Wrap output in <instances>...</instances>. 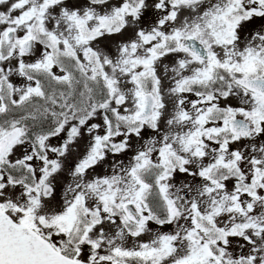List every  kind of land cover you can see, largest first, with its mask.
Masks as SVG:
<instances>
[{"label":"snow or ice","instance_id":"obj_1","mask_svg":"<svg viewBox=\"0 0 264 264\" xmlns=\"http://www.w3.org/2000/svg\"><path fill=\"white\" fill-rule=\"evenodd\" d=\"M0 264H264V0H0Z\"/></svg>","mask_w":264,"mask_h":264}]
</instances>
